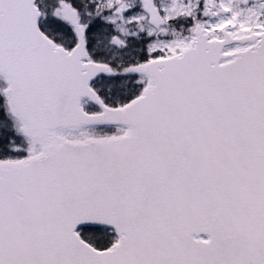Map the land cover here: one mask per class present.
<instances>
[{
	"label": "snow or ice",
	"instance_id": "snow-or-ice-1",
	"mask_svg": "<svg viewBox=\"0 0 264 264\" xmlns=\"http://www.w3.org/2000/svg\"><path fill=\"white\" fill-rule=\"evenodd\" d=\"M0 264H264V0H0Z\"/></svg>",
	"mask_w": 264,
	"mask_h": 264
}]
</instances>
